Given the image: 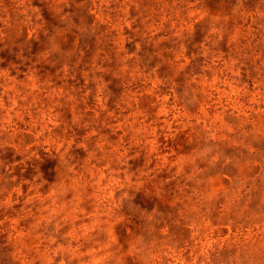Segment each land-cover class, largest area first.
Returning <instances> with one entry per match:
<instances>
[{"label":"rangeland","instance_id":"374dc122","mask_svg":"<svg viewBox=\"0 0 264 264\" xmlns=\"http://www.w3.org/2000/svg\"><path fill=\"white\" fill-rule=\"evenodd\" d=\"M0 264H264V0H0Z\"/></svg>","mask_w":264,"mask_h":264}]
</instances>
